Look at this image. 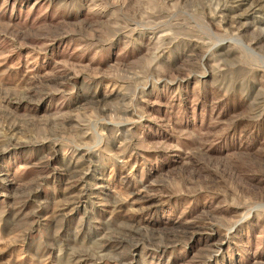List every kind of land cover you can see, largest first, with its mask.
I'll use <instances>...</instances> for the list:
<instances>
[{"label": "rangeland", "instance_id": "rangeland-1", "mask_svg": "<svg viewBox=\"0 0 264 264\" xmlns=\"http://www.w3.org/2000/svg\"><path fill=\"white\" fill-rule=\"evenodd\" d=\"M0 264H264V0H0Z\"/></svg>", "mask_w": 264, "mask_h": 264}]
</instances>
